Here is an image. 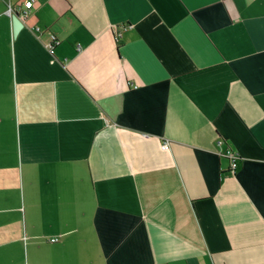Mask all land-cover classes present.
I'll use <instances>...</instances> for the list:
<instances>
[{"label":"crops","instance_id":"crops-1","mask_svg":"<svg viewBox=\"0 0 264 264\" xmlns=\"http://www.w3.org/2000/svg\"><path fill=\"white\" fill-rule=\"evenodd\" d=\"M25 1L0 0V264H264V0H34L14 34Z\"/></svg>","mask_w":264,"mask_h":264},{"label":"built area","instance_id":"built-area-1","mask_svg":"<svg viewBox=\"0 0 264 264\" xmlns=\"http://www.w3.org/2000/svg\"><path fill=\"white\" fill-rule=\"evenodd\" d=\"M34 5V0H26L24 3H23V7H12L10 6L9 9H8V13L9 15L12 17L14 13H18L19 14V17L22 21L26 20L27 17H28V14H29V11L30 9L33 7ZM36 31H40V28L39 27H36ZM115 38L116 39H119L122 35V30H117L115 31ZM58 43V40L57 38L54 36V35H50V40L49 42L47 43V47L49 49V51L51 53L54 52V47L55 45ZM225 143V140L223 138H218L217 139V145H222ZM162 147L165 149V148H168L169 147V142L168 141H165L163 144H162ZM224 156H226L227 158L230 159L231 161V172L232 173H235L236 170H237V167L239 165V157H238V154L235 153L231 148H227L224 153H223ZM58 238H52L53 241H56Z\"/></svg>","mask_w":264,"mask_h":264},{"label":"water","instance_id":"water-1","mask_svg":"<svg viewBox=\"0 0 264 264\" xmlns=\"http://www.w3.org/2000/svg\"><path fill=\"white\" fill-rule=\"evenodd\" d=\"M13 25H14V34H17L25 25V20L22 21L18 13H14L12 16Z\"/></svg>","mask_w":264,"mask_h":264}]
</instances>
